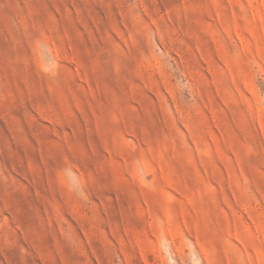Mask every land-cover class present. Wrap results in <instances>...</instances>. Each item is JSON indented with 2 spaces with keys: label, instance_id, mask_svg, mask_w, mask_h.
<instances>
[{
  "label": "rangeland",
  "instance_id": "374dc122",
  "mask_svg": "<svg viewBox=\"0 0 264 264\" xmlns=\"http://www.w3.org/2000/svg\"><path fill=\"white\" fill-rule=\"evenodd\" d=\"M0 264H264V0H0Z\"/></svg>",
  "mask_w": 264,
  "mask_h": 264
}]
</instances>
